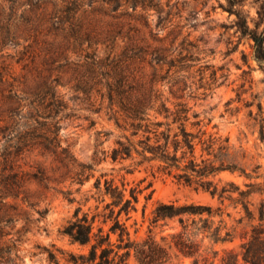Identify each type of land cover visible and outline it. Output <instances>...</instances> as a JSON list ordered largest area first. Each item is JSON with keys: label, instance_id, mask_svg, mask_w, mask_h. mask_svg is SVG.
<instances>
[{"label": "trees", "instance_id": "1", "mask_svg": "<svg viewBox=\"0 0 264 264\" xmlns=\"http://www.w3.org/2000/svg\"><path fill=\"white\" fill-rule=\"evenodd\" d=\"M17 2L20 11L13 10L15 16L21 12L17 22L0 27V134L8 145L0 151V236L8 235L6 224L22 211L27 218L24 204L34 206L31 184L48 189L70 180L83 186L94 177V164L80 162L71 145L64 144L63 124L78 118L77 110L60 92L67 87L87 104V111H105L122 131L104 159L155 163L179 184L218 197L221 204L229 201L241 206L244 216L239 223L247 222L250 230L240 236L239 250L225 249L218 264H264V183H246L243 190L234 182L221 185L216 180L224 172L238 173L250 181L261 175L249 173L239 163L228 137H216L203 128V120L184 99L180 82L172 84L170 94L176 102L169 105L170 98L160 84L170 79L173 68L180 72L188 56L181 50L175 54L152 30L146 38L135 24L118 21L122 7L132 4L136 11L138 0ZM261 9L254 28L241 11L230 13L236 15L241 34L254 42L253 56L264 72V29L260 30L264 6ZM102 12L113 13L115 20L99 18ZM144 26L150 27L147 17ZM119 40L124 45L116 53ZM99 46L105 48L102 56L97 52ZM19 47L23 49L9 53L10 48ZM34 155L40 159L31 160ZM94 188L98 195L95 213L78 207L60 231L77 250L55 245V250L43 248L50 264H176L181 259L215 264L220 256L216 246L236 238L237 231L228 227L222 206L170 201L158 203L147 235L136 240L123 217L131 218L144 189L128 190L124 182L119 186L106 175L96 179ZM58 191L74 201L71 190ZM254 194L262 199L253 210L250 199ZM19 201H23V210ZM158 227L171 231L158 238L154 232ZM16 261L11 250L0 247V264Z\"/></svg>", "mask_w": 264, "mask_h": 264}, {"label": "rangeland", "instance_id": "2", "mask_svg": "<svg viewBox=\"0 0 264 264\" xmlns=\"http://www.w3.org/2000/svg\"><path fill=\"white\" fill-rule=\"evenodd\" d=\"M17 1L0 0V27L17 22L21 13L18 12L16 16L13 13V10L20 11V2ZM138 3L136 11L132 4L126 3L118 12V15L121 14L118 21L135 24L140 35L146 38L150 37L152 30L159 38L165 39L164 46L176 50L175 54L181 50L183 55L188 56L184 68L180 72L173 68L170 79L160 84L163 85L165 97L170 98L169 105L176 102L170 94L172 84L180 82L185 88L184 99L203 120V128L216 137H228L231 153L239 163L249 173L257 171L261 175L250 181L238 173L224 172L216 180H221V185L234 182L243 190L247 189L246 183H264V72L254 59V42L241 34L236 26V15L230 13L241 11L254 28L264 0H138ZM110 14L102 12L97 15L104 21H114V14ZM146 17L149 28L144 26ZM189 43L194 47L188 46ZM158 44L155 42V45ZM123 45L124 41L119 40L116 53ZM22 49L10 48L9 53L15 54ZM104 49L103 46L98 47L99 56L104 55ZM14 65L17 71H21L20 65ZM60 92L77 110L78 116L63 124L64 144L71 145L73 154L80 162L94 164V177L83 186L71 184L70 180L57 187L50 185L48 189L36 183L29 186L34 206L24 204L28 211L27 218H23L22 211L18 218L6 224L8 235L0 236V247L11 250L18 264H50L43 248L55 250L53 245L64 250H77L60 231L73 218L78 207H82L83 212L95 213L98 195L94 183L102 175L114 179L119 186L124 182L128 190L136 187L144 189L139 196L137 210L131 213L129 220L123 217L134 239L140 240L147 235L158 203L193 201L222 206L228 227L237 231L233 242L216 246L220 256L215 264L219 263L225 249L239 250L243 241L240 236L250 230L247 222L239 223L244 216L241 206L229 201L221 204L218 197L213 198L202 190L196 191L179 184L172 176L160 171L155 163L138 165V159L117 163L110 158L104 159L115 147L122 131L108 120L105 111L99 114L87 111V104L74 97L75 93L70 88L62 87ZM7 146L0 134V151L3 152ZM20 159L23 166V155ZM36 159L40 158L35 155L31 158ZM58 189L71 190L73 194L70 197L74 201L70 202ZM77 189L80 191L77 192ZM261 199L259 194L251 196L253 210ZM9 202L15 204L12 200ZM18 204L19 209L23 210V201ZM103 206L100 205V210ZM170 231L167 227L154 229L158 238ZM176 264H193V261L181 259Z\"/></svg>", "mask_w": 264, "mask_h": 264}]
</instances>
